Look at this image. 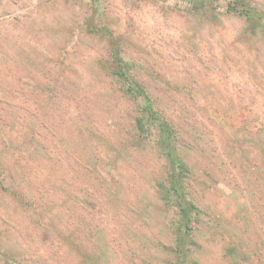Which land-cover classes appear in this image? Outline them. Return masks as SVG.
Here are the masks:
<instances>
[{"label":"rangeland","instance_id":"obj_1","mask_svg":"<svg viewBox=\"0 0 264 264\" xmlns=\"http://www.w3.org/2000/svg\"><path fill=\"white\" fill-rule=\"evenodd\" d=\"M236 1L0 0V264H264V26ZM114 54L184 147L185 258Z\"/></svg>","mask_w":264,"mask_h":264},{"label":"trees","instance_id":"obj_2","mask_svg":"<svg viewBox=\"0 0 264 264\" xmlns=\"http://www.w3.org/2000/svg\"><path fill=\"white\" fill-rule=\"evenodd\" d=\"M240 1L241 4L239 0L235 3H231L230 6L232 9L240 16L251 21L256 28L264 26V11L247 5L243 0ZM110 60L112 64L119 66V70H121L119 76L123 84H125V87L122 88L124 96L133 103V108L138 112L134 123L136 136L138 135L140 139L146 138L147 136L141 132L150 129L153 123L158 126L157 137H159V143L162 146L161 152L168 162L167 177L164 178L163 176L161 182L159 181L158 183L159 192L166 203L177 210L179 217L174 225L175 238L173 247H169L170 251L167 254L175 258H185L188 254L190 255L189 252H191L194 247L195 240L193 239V234L197 224L203 221L202 215H204V211L199 208V205L196 204L193 199L189 198V194L185 189V177L188 168L183 160L182 150L184 147L177 142L178 137L171 122L155 109L153 98L149 91L140 88V86L129 77L128 73H124V69L121 67L123 59L114 54ZM119 70H116L117 75ZM140 98L143 103L140 101ZM145 120L149 122L150 127L143 125ZM233 245L232 243L228 246L229 251L233 252L235 249L237 251V247ZM87 257L93 260L92 256ZM183 260L184 261L180 264L189 262L187 258Z\"/></svg>","mask_w":264,"mask_h":264}]
</instances>
